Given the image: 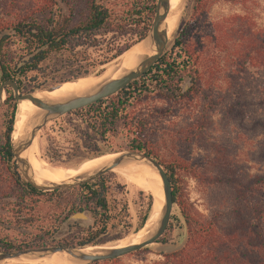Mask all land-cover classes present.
Segmentation results:
<instances>
[{"label":"trees","instance_id":"trees-1","mask_svg":"<svg viewBox=\"0 0 264 264\" xmlns=\"http://www.w3.org/2000/svg\"><path fill=\"white\" fill-rule=\"evenodd\" d=\"M84 1V9L73 20L71 13L61 14L58 0H4L0 16V82L12 79L20 88L21 78L28 72L38 71L46 61L62 55L68 44L82 39L93 45L100 30L134 25L140 29L141 41L156 0ZM211 1L193 0L191 20L177 30L170 46L147 72L105 98L106 104L97 111L96 128L103 135L111 125L119 123L120 113L127 109L131 98H149L153 90L152 98L161 101L160 105H148L143 114L146 116L130 118V123L135 124V136L129 137L128 148L151 155L164 167L186 240L182 245L162 250V258L150 264H264V25L252 20L244 8L226 18H211ZM133 44L120 45L112 58L123 55ZM87 75L89 72H77L55 83ZM186 78L189 86L183 89L181 83ZM94 103L86 107L91 108ZM17 107L12 89L6 87L0 105L4 115L0 157L11 166L14 156L10 137ZM80 111L82 108L73 110ZM195 111L197 114L191 116ZM179 112L183 113L185 124L160 133L169 137L176 152L166 160L160 159L153 145L157 127ZM156 122L160 125L154 126ZM217 125L224 130L232 126L241 130L233 137H215L212 135ZM243 131L249 133V149L238 153L239 140L245 143ZM197 139L205 148L203 160L186 162L189 153L184 152V146H191ZM97 154L100 153L91 156ZM180 169L202 185L208 201L205 214L196 211L182 193ZM140 193L146 195L147 207L136 230L147 223L153 203L152 194L143 190ZM48 195L51 214L58 224L83 210L89 211L97 224L96 230L88 229L80 240L65 237L60 239L61 244H92L112 222L104 175L75 187L50 190ZM175 218L171 213L169 225L157 243L168 242ZM46 244L47 237L31 244L0 243V249Z\"/></svg>","mask_w":264,"mask_h":264},{"label":"rangeland","instance_id":"rangeland-1","mask_svg":"<svg viewBox=\"0 0 264 264\" xmlns=\"http://www.w3.org/2000/svg\"><path fill=\"white\" fill-rule=\"evenodd\" d=\"M58 2L61 14L66 16L71 13L73 20L78 18L80 12L85 7L84 0H70V3L58 0ZM103 2L105 3L106 0H103ZM3 3L4 0H0V16L2 15ZM193 7V0H185L177 24L169 33L167 46H170L177 30L184 22L191 20ZM240 8H244L248 12L247 15L257 24L260 26L264 25V0H248L246 2H243V0H212L209 7V16L215 19L226 18L229 15L240 12ZM139 34V28L134 25H126L123 29L118 30H100L95 36L93 45H89L82 39L78 41L79 43L68 44L62 55L49 59L42 65L40 70L30 71L26 77L21 78L20 92L26 93L33 90L37 91V89L40 90V88L55 84L57 80L64 79L68 75L76 74L77 72L86 71L89 72V75L86 77L96 78L97 76L95 75L108 70L109 67L123 58L125 53L117 58H112L117 48L127 42H138ZM141 41L139 40V42ZM140 82L141 79H138L137 84ZM187 83L189 86L188 78L181 83L182 88ZM154 93L152 90L148 95L149 98H145L143 95L136 96L134 99L131 98V103H129L127 109L120 113L121 120L119 123L114 125V127L111 125L109 127L110 129L103 135L97 130L95 120L98 119L97 111L106 104L105 98L101 99L102 101L94 103L91 108L83 107L82 111L78 113L71 111L49 121L37 132L36 160L43 169L53 166V168L55 167L59 170L68 167H73V169L78 170L97 158L95 155L91 156L93 154L100 153L104 155L110 154V151L130 149L128 148V142L130 136H135V124L130 123L129 120L130 118L134 119L139 116H146L147 114H143L147 112L148 105L161 104L160 100L152 98ZM20 108L21 105L18 104L16 116L17 113L19 114ZM195 114H197L196 111L194 114L191 113V116H195ZM182 116V112L174 115L171 114L170 117H167L163 121L162 125L159 122L154 124V126L157 123L160 125L157 127V135L155 137V143L153 144L159 153L160 159L166 160L167 156L175 151L170 143L171 140L169 137L166 135L161 136L160 133L164 130H171L172 128L183 126L186 121L182 120ZM214 118L217 119V115ZM133 122L135 121L133 120ZM239 130L241 129L235 126L224 130L217 125L212 136H220L222 138L226 134H231L233 137L235 133L240 132ZM3 132L4 115L0 112V140L2 139ZM243 137H245V143L241 144V139L239 140V145L236 148L238 153L249 149V142L247 141L249 139V133L243 131ZM184 152L189 153V159L186 162L198 160L201 163L205 148L201 140L197 139L191 146H184ZM103 175L108 186V198L112 206L113 219L108 228L101 232L92 244L108 245L142 237L146 233L156 210L158 211L157 219L159 217L163 200L162 192L156 196L154 191L136 186L126 175L116 170H109ZM178 175L180 176L179 186L185 198H187L188 202L196 211L205 214L208 201L202 185L194 177L186 175L181 169L178 171ZM140 190H143L146 194H152L153 203L147 223L142 228L136 230L141 216L147 207V197L145 194H141ZM53 197L55 196L53 195ZM51 203L48 200V245L61 244L59 243L60 239L65 237L73 241L80 240L88 234V229L96 230L97 224L95 219L86 210H83L84 217L80 218L76 216L75 219H72L71 217L78 212L76 211L58 224L55 216L51 214ZM172 213L176 215V218L173 219L174 226L167 243L155 242L146 245L141 248V251H134L122 255L113 262H105L106 260L97 262H101V264H150L153 261L161 259L162 256L159 252L182 245L186 240V231L176 205H173ZM16 241H20L19 236L10 242Z\"/></svg>","mask_w":264,"mask_h":264},{"label":"water","instance_id":"water-1","mask_svg":"<svg viewBox=\"0 0 264 264\" xmlns=\"http://www.w3.org/2000/svg\"><path fill=\"white\" fill-rule=\"evenodd\" d=\"M185 0H182V6H184ZM183 9V7H182ZM170 10L169 0H156L154 13L146 35L141 39H148L151 45H153V53L144 56L140 62L132 69L125 71L119 77L108 79L96 88L85 94L72 96L61 101H48L37 97L30 92H20L19 86L16 81L12 79H6L0 82V105L5 98V88L10 87L13 92L14 99L17 102L23 99L30 100L34 105L41 109V113L38 114L31 126L25 131L24 136L18 142H14L10 137V146L14 158L16 159V164L20 173L25 177V179L35 188L40 190H55V189H67L81 185L83 183L89 182L103 175L114 167L126 162L128 160H145L151 167H153L158 173L161 179V187L163 191V202L160 207L159 217L156 222L155 228L148 234L144 239L135 243H128L122 246H111L105 248L101 251L88 253L81 251V247L84 245H62V244H52V245H42L36 247H27L22 249H11L2 250L0 249V264L2 261L9 258H16L19 256L40 258L55 252L65 251L72 257L84 261L83 264H88L91 262L109 260L118 258L122 255L137 251L146 245L155 243L160 236L166 231L170 217L173 209V193L172 184L170 179L158 159L152 157L151 155L136 150V149H124L118 151H110L111 153H118L110 162L101 166L100 168L88 173L80 174L68 181H63L59 183H44L38 184L33 179L30 171V167L26 158L21 157V153L32 143L33 139L36 137L37 132L49 121L73 110L86 107L98 100L106 98L119 90L126 87L131 81L142 76L149 68L157 61V59L163 54L168 41L169 33L165 27L164 21ZM139 42V41H138ZM136 42V43H138ZM134 43V44H136ZM86 77V76H84ZM82 77H77L70 80H64L51 84L49 86L40 88L48 92L54 91L61 88L67 82H77ZM188 87V83L184 85L183 89ZM99 154L95 157L101 156ZM94 158V157H93ZM75 219L76 216H72ZM96 246H105L104 244H89Z\"/></svg>","mask_w":264,"mask_h":264},{"label":"bare ground","instance_id":"bare-ground-1","mask_svg":"<svg viewBox=\"0 0 264 264\" xmlns=\"http://www.w3.org/2000/svg\"><path fill=\"white\" fill-rule=\"evenodd\" d=\"M170 10L164 21L165 27L170 33L177 24L180 12L182 11V0H169ZM153 45L148 39H143V41L134 44L130 47L124 54L123 58L118 60L114 65L105 70L104 72L97 74L96 78H88L82 76L77 82H67L61 88L54 91L48 92L46 90H37L33 92L39 98L48 101H61L72 96L81 95L93 91L97 85L100 83L111 79L119 77L125 71L134 68L140 60L149 54L153 53ZM88 76V75H87ZM100 76V77H98ZM21 105L19 114L17 113L13 130L11 133V139L14 142H18L24 136L25 131L31 126L35 117L42 111L36 105H34L30 100L23 99L18 102ZM37 149L36 137L33 139L32 143L21 153V157L27 159L31 174L33 179L38 184L44 183H59L63 181H68L80 174H88L101 166L110 162L118 153H110L98 156L92 162L88 163L86 166L75 170L73 167H68L64 169H56L53 166L51 168H41L40 163L35 158V152ZM99 155V154H98ZM97 156V155H95ZM39 160V159H38ZM43 166V165H42ZM50 166V165H49ZM78 166V165H77ZM44 167V166H43ZM77 169V168H76ZM112 170L126 175L132 183L143 189H150L155 192L156 196L163 191L161 187V179L156 172V170L151 167L145 160H128L122 164L114 167ZM149 190V191H150ZM163 202V200H162ZM162 206V205H161ZM158 209V208H157ZM158 216V211L154 212V216L148 226L146 233L140 238H132L121 243L108 244L105 246H96L85 244L81 247V251L94 253L101 251L105 248L111 246H122L128 243L139 242L144 239L156 226V220ZM141 236V235H140ZM3 264H83L84 261L76 259L69 255L65 251L55 252L53 254L40 257L31 258L19 256L16 258H9L2 261Z\"/></svg>","mask_w":264,"mask_h":264},{"label":"flooded vegetation","instance_id":"flooded-vegetation-1","mask_svg":"<svg viewBox=\"0 0 264 264\" xmlns=\"http://www.w3.org/2000/svg\"><path fill=\"white\" fill-rule=\"evenodd\" d=\"M187 89V88H186ZM48 190L33 187L18 170L0 157V243H38L48 233ZM84 217V211L75 215Z\"/></svg>","mask_w":264,"mask_h":264}]
</instances>
